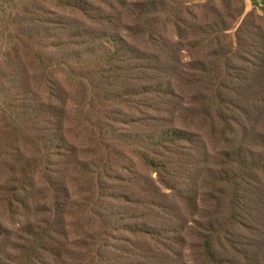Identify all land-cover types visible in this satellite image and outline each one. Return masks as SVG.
Returning <instances> with one entry per match:
<instances>
[{"label": "trees", "instance_id": "trees-1", "mask_svg": "<svg viewBox=\"0 0 264 264\" xmlns=\"http://www.w3.org/2000/svg\"><path fill=\"white\" fill-rule=\"evenodd\" d=\"M0 0V264H264V0Z\"/></svg>", "mask_w": 264, "mask_h": 264}, {"label": "rangeland", "instance_id": "rangeland-1", "mask_svg": "<svg viewBox=\"0 0 264 264\" xmlns=\"http://www.w3.org/2000/svg\"><path fill=\"white\" fill-rule=\"evenodd\" d=\"M252 8L251 0H247V9L250 10ZM0 217H1V208H0Z\"/></svg>", "mask_w": 264, "mask_h": 264}]
</instances>
